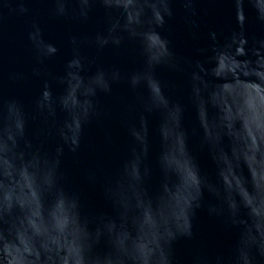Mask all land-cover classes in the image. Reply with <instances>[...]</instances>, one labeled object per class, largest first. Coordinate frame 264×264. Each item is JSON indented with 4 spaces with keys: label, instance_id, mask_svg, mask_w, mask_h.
<instances>
[{
    "label": "water",
    "instance_id": "obj_1",
    "mask_svg": "<svg viewBox=\"0 0 264 264\" xmlns=\"http://www.w3.org/2000/svg\"><path fill=\"white\" fill-rule=\"evenodd\" d=\"M0 264H264V0H0Z\"/></svg>",
    "mask_w": 264,
    "mask_h": 264
}]
</instances>
